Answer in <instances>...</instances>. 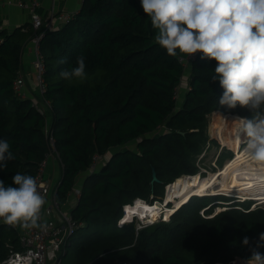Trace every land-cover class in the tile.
I'll return each instance as SVG.
<instances>
[{
  "label": "trees",
  "instance_id": "1",
  "mask_svg": "<svg viewBox=\"0 0 264 264\" xmlns=\"http://www.w3.org/2000/svg\"><path fill=\"white\" fill-rule=\"evenodd\" d=\"M33 35L31 23L13 31L0 28V139L10 143L15 157L0 171V180L11 185L17 173L35 178L51 150L48 137H53L61 207L83 178L81 195L71 207L82 224L67 239L62 264H114L116 259L227 264L236 257L242 260L230 264H243L252 248L264 245L259 240L264 207L251 208L252 201L222 194L194 195L169 219L140 228L135 219L119 225L126 205L138 198L162 200L167 185L199 173L195 161L208 142L204 128L209 114L251 118L248 108L219 104L223 89L213 79L215 60L201 59L197 52L186 67L180 60L186 55H167L155 41L156 30L140 0H84L70 20L47 30L40 41L45 91L36 99L19 97L14 81ZM81 55L86 79H62L60 72L75 67ZM184 77L188 86L179 105L175 92ZM95 154L104 161L92 170ZM153 167L159 178L154 184ZM222 201L228 205L215 212ZM20 232L0 223V262L11 247L23 249ZM244 237L248 245L242 243ZM76 238L81 239L75 244ZM72 247V257L64 263ZM257 250L264 253V246Z\"/></svg>",
  "mask_w": 264,
  "mask_h": 264
},
{
  "label": "clouds",
  "instance_id": "2",
  "mask_svg": "<svg viewBox=\"0 0 264 264\" xmlns=\"http://www.w3.org/2000/svg\"><path fill=\"white\" fill-rule=\"evenodd\" d=\"M140 2L156 30V43L166 49L167 55L174 57L179 51L190 57L199 52L201 59L216 61L213 79H218L223 89L219 104L251 110V118L237 119L238 132L245 134L244 153L253 161L264 163V0ZM60 76L68 81L86 79L85 57L78 56L76 66L62 70ZM14 158L10 143L0 139V171ZM11 180V185L0 180V220L22 230H44L46 224L40 220L46 200L38 190L37 179L17 173ZM137 218L140 219L133 216ZM259 240L264 241V233ZM242 243L248 245L249 238L244 237ZM260 246L264 245L257 244L250 250L251 255L244 258L243 264H264V253L257 250Z\"/></svg>",
  "mask_w": 264,
  "mask_h": 264
},
{
  "label": "built area",
  "instance_id": "3",
  "mask_svg": "<svg viewBox=\"0 0 264 264\" xmlns=\"http://www.w3.org/2000/svg\"><path fill=\"white\" fill-rule=\"evenodd\" d=\"M11 3V2H9ZM17 6L23 10H26L30 13V23L34 30V35L32 37V42L35 46V67L37 71V83L39 86L40 93L45 91V83L43 79V73L45 71V64L43 60V55L40 50V41L42 40L44 33L54 26L56 22H65L71 19V14L65 13H56L55 11L51 12L47 22L39 13V7L41 6L40 0H18ZM1 42V39H0ZM197 53L192 56L182 57L180 60L184 66L187 65L195 58ZM26 78L24 71L20 70L14 81V90L19 97H27L28 92H26ZM188 86V85H187ZM181 93V87H177L175 92V97L178 99ZM37 102V101H36ZM47 104H49L47 102ZM36 106L39 107V103H36ZM48 132V130H46ZM50 143V151L46 154L45 158L40 162L38 166V171L35 176L37 179L39 188L38 190L44 196L46 204L41 210V220L40 222L46 224L44 230L33 228L21 230V244L23 246L22 250H16L13 247L10 249L9 256L0 262V264H62V259L60 258L61 254L65 252V245L69 236L75 231L82 222L77 221L71 214V204L78 200L81 195V187L75 186L73 191L70 192L69 198L64 206H60L57 198L55 187L52 189L50 180L46 177L47 167L49 159L58 157V152L55 147L53 137H48ZM101 155L95 154L94 162L91 166V169L94 170L98 163L103 161ZM139 200V199H137ZM134 201L133 204L137 202ZM264 204V201L261 202ZM124 207V215L119 221V225H122L123 219L125 218V213L127 206ZM165 218V217H164ZM133 217L130 219L132 220ZM139 222V221H138ZM154 222V221H153ZM152 221H140L138 227H143L153 223ZM0 223H3L0 220ZM114 264H131L129 260L116 259Z\"/></svg>",
  "mask_w": 264,
  "mask_h": 264
},
{
  "label": "bare ground",
  "instance_id": "4",
  "mask_svg": "<svg viewBox=\"0 0 264 264\" xmlns=\"http://www.w3.org/2000/svg\"><path fill=\"white\" fill-rule=\"evenodd\" d=\"M239 117L241 118L239 115H227L223 123L215 122L218 124L216 135L220 137L225 145H230L232 148L235 147L237 150L236 158L234 160L230 159V162L226 164L225 168L222 170L221 183L215 185L213 180L200 176L199 173L197 175L179 177L168 187L166 199L167 201H172L176 197H180L175 205L177 209L193 195L227 193L233 189L240 188H243L242 191L245 190V195H248H244V198L252 197L264 201V163L253 161L244 153L242 141L245 139V134L238 132L239 125L237 119H239ZM223 126L228 127V132L223 133L221 131ZM227 194L242 196L239 191ZM138 199L139 200L135 204L127 206L123 222H127L134 215L139 216L143 221L153 222L161 216L165 217L166 215L167 217H165V219L170 217L169 215L176 210L175 207H169L166 202L162 204L158 203L159 205L157 203L151 205L143 199ZM161 206H164L165 209L162 210L160 208Z\"/></svg>",
  "mask_w": 264,
  "mask_h": 264
},
{
  "label": "rangeland",
  "instance_id": "5",
  "mask_svg": "<svg viewBox=\"0 0 264 264\" xmlns=\"http://www.w3.org/2000/svg\"><path fill=\"white\" fill-rule=\"evenodd\" d=\"M32 78L33 77H31V79ZM35 80L37 81V75H35ZM28 83H29V80H28V82L26 80V92H29ZM187 85H188V78L184 77L182 82L180 83L181 93L179 95V103H180L179 105H181L182 102L185 99V92H186V89H187ZM37 87L39 89V86H37ZM34 98H36V97H34ZM223 114L224 113H222L220 111H214V112H212L211 114L208 115V121H207L206 126L204 128L205 134L208 136V142H207L205 148L203 149V151L196 157V161H195L196 165L200 169V171H199L200 176L207 177V178L213 180L215 182V185L221 183V181H222V170L225 168L226 164H228L230 162L229 161L230 159L234 160L236 158V153H237V150L235 149V147L232 148V146H230V145H225L222 142V140L220 139V137L216 135L217 134L216 128H217L218 124L215 123V122L223 123V120H225V117L228 115V114L227 115H225V114L223 115ZM241 118H243V117H241ZM221 129H222L221 131L223 133L228 132V127H224L223 126ZM163 130H164V127L159 129V131H163ZM129 146L130 147H134V144H130ZM243 147H244V144H243ZM52 160H53V158L51 157L49 159L47 172H46V177L49 178V179L52 178V174H53L52 173V168H53V165H52L53 161ZM184 176H186V175H184ZM181 177H183V176H181ZM51 181H53V183L56 184L57 178H55L53 176V179H51ZM168 187H169V185L166 186L165 197L162 200L153 201V203H149V202H147V203H149L151 205L152 204L154 205L156 203L157 204L158 203H161V204L165 203V201H167L166 199H167ZM242 189L243 188L233 189V190H231V191H229L227 193H233L234 191H239V193H241V195L243 197L242 196H237V195H234V194H232V195L231 194H227V193H224V192L217 193L216 195H218V194L227 195V196L233 197L234 199H239V198H236V197H241V199H246V201H252L251 208H255V207H258V206H263L264 207V204H261V202H259L258 199H254L252 197L250 199H248L249 197L248 198H244V195L246 193L244 192L245 190L242 191ZM245 196H248V195H245ZM178 199H180V197H176L174 200H172L170 202V204H168V206L169 207H175L176 202H177ZM222 202L225 203V204L221 203V206H216L215 207V212L221 211V210L226 208V205H228V204H226V201H222ZM222 205H225V206H222ZM160 208L162 210L165 209L164 206H161ZM175 208L177 209V207H175ZM165 217H167V216L165 215ZM168 218H166V219H168ZM161 219H165V218L162 217V216L158 217L155 220V222L160 221ZM138 221L140 222L141 219H138L137 223H139ZM78 239L79 238H76L74 240L75 244L78 241ZM75 244L73 245V247L75 246ZM73 247H72V249L69 250V254L67 255V257L64 258V263H68V260L71 259ZM240 259H241L240 257H236L230 263H232V262H234L236 260L239 261ZM230 263H227V264H230ZM217 264H222V263H217ZM235 264H240V263L239 262H235Z\"/></svg>",
  "mask_w": 264,
  "mask_h": 264
},
{
  "label": "crops",
  "instance_id": "6",
  "mask_svg": "<svg viewBox=\"0 0 264 264\" xmlns=\"http://www.w3.org/2000/svg\"><path fill=\"white\" fill-rule=\"evenodd\" d=\"M18 0H0V28H5L9 31H13L16 27H22L25 24H30V13L26 10H23L17 6ZM41 6L39 7V13L41 16L47 20L50 17L51 12L55 11L56 13H65V14H71L74 12H77L80 7L82 6V3L84 0H40ZM11 2V3H9ZM62 22H56L54 26H50L49 29H54L58 27ZM48 29V30H49ZM35 46L32 40H29L24 47L23 51V69L25 75L27 76L26 80L29 86V92L28 95L30 97H36L38 98V95L41 94L38 89V83L35 80V75L37 74L36 67H35ZM31 77H33L31 79ZM34 98V99H36ZM53 168H52V178L53 176L57 178V181L60 177V162L53 158ZM49 179V178H48ZM51 187L52 189L55 187L56 184L51 181ZM83 178L81 177L79 179L78 185L80 186L82 183ZM56 181V183H57ZM81 187V186H80ZM74 201L69 204V206H73Z\"/></svg>",
  "mask_w": 264,
  "mask_h": 264
},
{
  "label": "water",
  "instance_id": "7",
  "mask_svg": "<svg viewBox=\"0 0 264 264\" xmlns=\"http://www.w3.org/2000/svg\"><path fill=\"white\" fill-rule=\"evenodd\" d=\"M231 115V114H230ZM183 133V132H182ZM159 181V178H158V176H157V172H156V169L153 167L152 168V180H151V182H152V184H154L155 182H158ZM171 184H169V186H170ZM214 194H217V193H214ZM214 194H210V195H214ZM206 195H208V194H206ZM194 196V195H193ZM166 202V204H170V202L171 201H165ZM187 202V201H186ZM186 202H184V203H186ZM184 203H182V204H184ZM179 208V207H178ZM177 210V209H176ZM175 210V211H176ZM172 215V213L170 214V216Z\"/></svg>",
  "mask_w": 264,
  "mask_h": 264
}]
</instances>
